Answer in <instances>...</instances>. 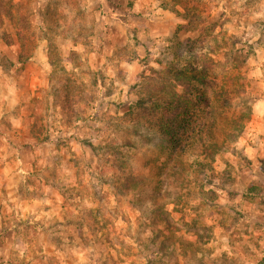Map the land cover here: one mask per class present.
<instances>
[{
  "label": "rangeland",
  "instance_id": "rangeland-1",
  "mask_svg": "<svg viewBox=\"0 0 264 264\" xmlns=\"http://www.w3.org/2000/svg\"><path fill=\"white\" fill-rule=\"evenodd\" d=\"M187 1L204 22L187 23L169 0H0V77L21 98L8 115L0 101V264H264V0ZM17 24L34 48L21 47ZM23 49L41 70L17 63ZM196 55L243 83L233 111L247 115L212 160L197 143L174 157L144 120L122 119L149 68L203 62ZM74 85L90 93L93 118L69 128L58 100ZM11 118L30 121L24 183L3 174L21 151Z\"/></svg>",
  "mask_w": 264,
  "mask_h": 264
},
{
  "label": "trees",
  "instance_id": "trees-1",
  "mask_svg": "<svg viewBox=\"0 0 264 264\" xmlns=\"http://www.w3.org/2000/svg\"><path fill=\"white\" fill-rule=\"evenodd\" d=\"M169 1L170 3L162 4L163 7L177 13L187 23L205 21V17L197 11L198 2L189 6L191 2L187 0ZM176 6L182 11L175 10ZM5 17L11 22H17L12 13L7 12ZM27 31V28L16 27L18 41L21 47H24L26 40H29L30 47L34 48L30 34H26L29 38L25 36V33H29ZM30 56L23 49L18 56V62L24 63ZM196 58L203 62H186L183 66H175L173 71L149 68V74L142 76L139 83L137 101L122 119L144 120L143 124L147 130L154 132L165 142L174 157L188 153L192 145L197 143L202 147L203 154L212 160L223 144L235 137L234 133L240 127L243 117L247 115L244 106L233 111V102L238 103L240 94L238 95L237 91L242 90L243 83L239 82V76L226 72L225 66L220 62H214L205 55H196ZM220 68L222 73L218 74ZM62 91L58 101L61 104V116L67 127H75L77 123L93 118L91 112L88 113L92 99L88 98L90 93L87 89L83 90L80 85H74L64 87ZM210 91H215L220 96L217 97L215 93L212 96ZM216 126H221L223 134L219 143L212 142L215 139ZM172 173L167 176L174 175L175 170ZM159 216L163 218L156 210L153 217L157 219Z\"/></svg>",
  "mask_w": 264,
  "mask_h": 264
},
{
  "label": "crops",
  "instance_id": "crops-1",
  "mask_svg": "<svg viewBox=\"0 0 264 264\" xmlns=\"http://www.w3.org/2000/svg\"><path fill=\"white\" fill-rule=\"evenodd\" d=\"M14 33L16 34V28L14 29ZM17 60H18V58H17ZM40 62L42 63L41 57L35 56V58L34 57L31 58V56H30V58L27 61H25L24 63H19V62H17V63L19 65H24L26 67L25 70L27 72H29L33 69L41 70L40 68H41L42 64H40ZM12 63H13L12 67H15L16 61H13ZM11 78H12V82L10 81V78L5 77L6 80H3V78L0 77V81H3V84L6 83V85H4L6 93H4V96L2 98L0 97V101L3 98H5V100L7 102L6 111L3 112V114L7 113L6 115H8L9 109H11V108L14 109L16 107V105L19 104V102L21 101L19 93H17L16 88H15V82H13L14 79H13V77H11ZM37 81H38L37 77L31 76L30 79L27 80V83H30V86H35L37 84ZM39 82L44 85V83L45 84L47 83V80L40 79ZM16 109H14V110L16 111ZM28 113L29 114L34 113L33 105L30 106ZM8 121H9V123H11V124H9L11 126V131L13 133H15V131H16L17 134L22 135L23 137L17 138V140L19 142L18 147L21 148V151L18 152V155L17 154L15 155V157H14L15 160H13L12 166H15L16 171H14L13 173L10 174L11 169L6 167L3 169V174L5 175L4 176L5 179H7L9 181H11V178H13V177H18V179L21 180L22 183H24V181L27 177L26 169L24 168L25 167L24 165H27V162L32 159L33 152H34L33 149H31V146H33V138L29 137L28 135L25 136L26 133L30 131V121L27 123V125H24V126H21L19 124V122L15 121V119H13V118H11ZM19 129H21L22 132H20ZM4 140H5L6 144L9 145L11 138L7 137V139H4ZM13 151H14V153H16L15 149ZM19 155H20V157H19ZM11 195L12 196L15 195L13 193V191L11 192ZM21 196H23L22 193H20L19 197L21 198ZM44 196L47 197V192H45ZM45 200H46V203L52 202V200L49 197H47ZM35 201L36 200H34V202Z\"/></svg>",
  "mask_w": 264,
  "mask_h": 264
}]
</instances>
